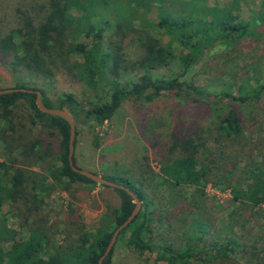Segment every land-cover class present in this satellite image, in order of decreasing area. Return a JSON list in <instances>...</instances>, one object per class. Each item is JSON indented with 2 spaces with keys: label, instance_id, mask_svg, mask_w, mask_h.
I'll return each mask as SVG.
<instances>
[{
  "label": "trees",
  "instance_id": "16d2710c",
  "mask_svg": "<svg viewBox=\"0 0 264 264\" xmlns=\"http://www.w3.org/2000/svg\"><path fill=\"white\" fill-rule=\"evenodd\" d=\"M154 4L161 5L160 16L150 20L148 10ZM262 4L264 6V0ZM74 5H79L83 12L73 13ZM204 5L199 0H0V69H9L13 74L24 70L41 80L46 78L48 85L50 82L47 79L54 73L50 65L60 67L56 65L57 62L69 61V55H77L80 60L69 62V71L87 88L99 93L97 102L87 106L83 99L71 92H63L52 101L44 88L28 86L19 81L12 86L39 90L45 106L66 109L74 123L81 117L103 123L113 117L122 101L128 97L150 100L168 92L181 99L189 98L192 105L210 98L217 101L218 96L225 97L228 100L222 105L223 111L218 114L212 127L188 130L179 123L172 127L167 136L162 137L160 149L153 148L155 158L160 163L159 174L164 180L170 181L174 188L183 185L199 187L208 181L224 183L229 188L233 204L248 211L261 209L264 205V158H252L241 164L234 161L233 154L245 143L242 121L244 107L260 103L264 105V79L251 78L244 67L243 79L237 73L227 74L226 81L213 77L210 91L193 79L186 78L190 67L202 62L207 55L212 56L216 47L228 48V44L237 43L249 35L252 20L237 21L232 8L224 7L222 13L225 17L213 21L205 15ZM135 23L138 29L131 32L132 42L142 48V53L130 61L117 42H123L124 29L133 30ZM108 32L121 38L114 41L106 36ZM162 37L168 39L163 41ZM106 39L108 47L104 49ZM173 42L186 51L183 56H176ZM174 62L179 66V71L160 78H154L151 74L153 69L170 66ZM129 71L134 76L124 80L123 77ZM223 86L228 87L227 90ZM35 96V93L21 91L0 94V110L10 114L12 107L25 101L34 111L33 122H39L46 128L48 137L58 133L55 154L50 153L48 144L40 154L36 153L37 159L49 155L58 161L49 170V177L53 181L66 179L70 183L96 184L71 169L68 162L69 125L62 117L40 111L35 104ZM76 135L77 131L74 148ZM176 151L181 154L173 157ZM172 152L171 156H166ZM73 163L77 165L74 153ZM0 165L6 167L3 163ZM102 177L128 187L141 201L137 215L117 236V239L124 236L123 243L132 252L139 255L153 252L156 254L155 260L165 264H238L232 258V254L238 250L243 256L252 255L249 258L244 256L245 260L255 259L259 247L248 243L243 233L237 234L230 229L231 233L236 234L235 237L223 239L227 235L217 237L216 233H212L213 229L201 227L198 219L194 218L187 224V239L183 243L168 238L152 241L151 234L153 226L158 223V216L143 180L139 179L140 184L136 185L128 176ZM27 180L21 172L13 171L10 174L5 171L2 174L0 210L2 201L12 198L20 203L17 212L21 213L20 205L29 200L25 186ZM100 186L114 190L118 202L109 206V211L104 213L100 224L90 234L91 246L86 247L84 242L76 240L68 249L62 250L67 261L49 258L46 264H97L114 229L128 217L135 205L125 189ZM177 195L179 201L176 207L163 213L166 220L187 209V206L194 208L199 203L196 200L193 203L195 206L187 204L182 194ZM74 222L78 223L79 230H84L85 224L80 217L75 216ZM80 236L84 237V234ZM47 239L41 228H33L27 236L18 240L14 229L0 218V241L5 244L4 249L0 248V264H41V251ZM174 245L179 247L175 248ZM113 247L101 264H112ZM80 255H85L84 262L78 261L77 256Z\"/></svg>",
  "mask_w": 264,
  "mask_h": 264
},
{
  "label": "rangeland",
  "instance_id": "374dc122",
  "mask_svg": "<svg viewBox=\"0 0 264 264\" xmlns=\"http://www.w3.org/2000/svg\"><path fill=\"white\" fill-rule=\"evenodd\" d=\"M199 1L205 4L203 11L213 21L225 17L222 13L224 7L232 8V14L237 16V21L252 20L250 34L237 43L228 44V48L216 47L212 51V56L207 55L202 62L190 67L186 78L193 79L210 91L213 77L226 81L227 74L237 73V76L243 79L244 67L249 71L251 78L264 79L263 0H236V3H233V0ZM159 6L161 5L154 4L149 7L150 20H156L160 16ZM82 12L79 5L73 6V13ZM93 21L98 23L96 18H93ZM133 26L135 27L133 30L124 29L123 42H117V46H122L130 61L137 59L136 57L142 53V48L132 42L131 32L138 29L137 23ZM106 36H110L114 41L121 38L109 32ZM107 39L103 44L104 49L108 47ZM167 39L162 37L163 41ZM173 46L177 57L183 56L186 52L176 42H173ZM69 56V61L57 62L56 65L60 67L50 65L54 73L47 79L50 82L48 85L45 82L46 78L41 80L24 70L13 74L9 69H0V89L12 87L19 81L28 86L44 88L52 101L63 92H71L83 99L87 106L97 102L96 97L99 93L87 88L69 71V62H78L80 58L74 54ZM179 70V66L174 62L170 66L153 69L151 74L154 78H160ZM131 71L122 76L124 80L134 76ZM227 88L223 86L224 90ZM188 99L175 97L168 92H163L150 100L128 97L122 101L113 117L103 123H96L84 117L76 119L75 163L101 176H128L136 185L140 184L139 179L143 180L146 193L154 202L158 216V223L153 226L151 234L152 241L168 238L179 244L183 243L187 239L185 236L187 224L194 218L198 219L201 227L213 229L212 233H216L217 237L227 235L222 238H234L236 234L231 233L232 229L237 234L243 233L248 243L259 247L256 256L253 255L255 259L245 260L244 258L252 255L244 257L238 250L232 254L233 261L238 264H264V205L261 209L248 211L232 203L229 188L224 183L215 184L208 181L199 187L183 185L174 188L170 181L164 180L159 174L160 163L155 158L156 152L153 148L160 149L162 137L167 136L172 127L179 123L188 130L212 127V123L214 124L219 117L218 114L223 111L222 105L228 100L218 96L217 101L210 98L206 102L192 105ZM32 113L33 109L25 101H20L12 107L10 114L0 110V163L6 166L3 168L0 165V178L5 171L10 174L14 171L21 172L29 179L25 183L29 200L25 201V206L20 205L21 213L17 212L20 203L10 198L1 203L0 218L5 219L14 229L18 240L27 236L33 228L42 229L48 239L41 251V264H46L49 258L67 261L62 250L68 249L76 240L90 247L92 242L90 234L100 224L104 213L109 211V206L118 202V196L111 188L101 187L98 183H70L66 179L61 182L53 181L49 177V170L54 164H58V161L49 155L37 159L36 153L40 154L48 144L51 146L50 153L55 154L59 142L58 133L55 132L48 137L46 128L39 122H33ZM242 121L245 143L233 154V159L241 164L252 158L261 160L264 158V105L260 103L245 106ZM172 154L173 152L166 156ZM180 154L176 151L173 157ZM179 193L183 195L187 204L194 205L196 200L199 203L197 206L194 205V208L187 206V209L166 220L163 213L176 207ZM75 216L80 217L85 224L83 231L79 230L78 223L74 222ZM81 233L84 237L80 236ZM123 235L126 236V233ZM119 237L114 243L112 264H165L163 261H156V254L153 252L148 251L143 255L132 252L125 247L124 236ZM4 247L5 244L0 241V248ZM174 247L177 248L179 245ZM77 258L83 262L86 259L85 255Z\"/></svg>",
  "mask_w": 264,
  "mask_h": 264
},
{
  "label": "water",
  "instance_id": "95a60500",
  "mask_svg": "<svg viewBox=\"0 0 264 264\" xmlns=\"http://www.w3.org/2000/svg\"><path fill=\"white\" fill-rule=\"evenodd\" d=\"M17 91H21V92H29V93H35V104L37 106V108L48 114V115H55V116H59L62 117L63 119L66 120V122L69 125V137H68V162L69 165L71 167V169L76 172L79 173L87 178H89L90 180L94 181L95 183H98L99 185H106V186H110V187H118V188H122L125 189L133 198V201L135 203L133 210L131 211V213L128 215V217L119 225L117 226L110 238V241L106 247V249L104 250L103 254L99 257L97 264H101L102 260L104 259V257L110 252V250L112 249L117 236L119 234V232L121 230H123L132 220L133 218L137 215V213L139 212L140 208H141V201L136 197V195L134 194L133 191H131L128 187H125L122 184H119L117 182H114L112 180L103 178L101 175H98L92 171L83 169L81 167H78L77 165H75L73 163V153H74V139H75V133H76V128H75V123L73 120L72 115L69 113V111H67L64 108H56V107H47L43 104L42 100H41V92L37 89H32V88H24V87H6L3 89H0V94L3 93H8V92H17Z\"/></svg>",
  "mask_w": 264,
  "mask_h": 264
}]
</instances>
